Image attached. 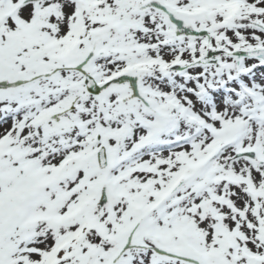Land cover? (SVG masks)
<instances>
[{
	"label": "snow or ice",
	"instance_id": "1",
	"mask_svg": "<svg viewBox=\"0 0 264 264\" xmlns=\"http://www.w3.org/2000/svg\"><path fill=\"white\" fill-rule=\"evenodd\" d=\"M0 264H264V0H0Z\"/></svg>",
	"mask_w": 264,
	"mask_h": 264
}]
</instances>
